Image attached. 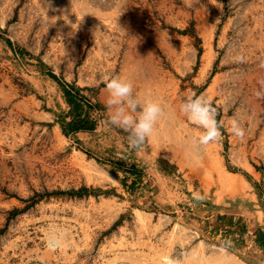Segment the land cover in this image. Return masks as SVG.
I'll return each mask as SVG.
<instances>
[{
  "label": "rangeland",
  "instance_id": "obj_1",
  "mask_svg": "<svg viewBox=\"0 0 264 264\" xmlns=\"http://www.w3.org/2000/svg\"><path fill=\"white\" fill-rule=\"evenodd\" d=\"M262 64L264 0H0V264H162L181 251L184 264H264ZM49 71L97 105L93 131L65 134ZM114 76L164 109L139 150L102 123ZM192 92L217 107L219 142L194 143L202 129L180 111ZM85 188L98 192L70 194Z\"/></svg>",
  "mask_w": 264,
  "mask_h": 264
},
{
  "label": "clouds",
  "instance_id": "obj_2",
  "mask_svg": "<svg viewBox=\"0 0 264 264\" xmlns=\"http://www.w3.org/2000/svg\"><path fill=\"white\" fill-rule=\"evenodd\" d=\"M56 19V17L51 19V25L55 24ZM57 38L60 39L59 36ZM135 39L138 42V39ZM235 59L237 62H244L245 57L240 54ZM261 67L264 68V64ZM104 83L109 94L106 102L109 114L102 123L127 133L126 139L129 148L141 149L152 137L157 122L164 115L162 105L156 101L141 103L134 95V85L130 80L114 76L106 78ZM255 95L257 98H264V82H261V90L255 92ZM180 111L192 125L202 129L201 134L194 141L197 146L217 143L223 138V121L217 119L219 113L211 98L192 92L180 105ZM228 130L241 141L246 136V129L235 118L231 120ZM192 197L197 201L204 199L203 195L198 192H193ZM46 243L50 249L55 250L60 247L62 240L58 234H53L48 237ZM230 247V240H225L215 250L226 255ZM189 255L190 253L186 251H181L179 255H166L163 257L162 264H184V260Z\"/></svg>",
  "mask_w": 264,
  "mask_h": 264
},
{
  "label": "trees",
  "instance_id": "obj_3",
  "mask_svg": "<svg viewBox=\"0 0 264 264\" xmlns=\"http://www.w3.org/2000/svg\"><path fill=\"white\" fill-rule=\"evenodd\" d=\"M7 44L13 48L12 42L10 40H6ZM21 54L23 51H19ZM45 68V66H43ZM57 85L60 87L66 103L69 106V111L66 114L68 121L64 123L63 130L67 136L71 133L76 135L79 132L84 131H93L96 127L95 123L89 119V112L94 111L97 108V105L94 104L90 99H88L85 95H83L82 90L77 88L74 85L69 84L61 77L57 76L53 72L49 71L47 74ZM126 172L138 177V174L141 173L135 166H132L129 169H126ZM91 192H98V191H90L89 189L85 188L78 192H72L70 194H90ZM38 197V198H37ZM34 200L33 203H36L39 198L41 197L38 195ZM19 213L18 210H15L12 215H17Z\"/></svg>",
  "mask_w": 264,
  "mask_h": 264
}]
</instances>
